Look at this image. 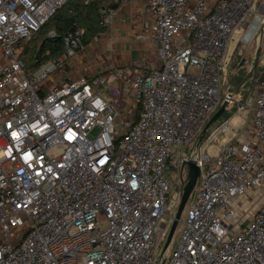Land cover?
<instances>
[{"label": "built area", "instance_id": "obj_1", "mask_svg": "<svg viewBox=\"0 0 264 264\" xmlns=\"http://www.w3.org/2000/svg\"><path fill=\"white\" fill-rule=\"evenodd\" d=\"M68 1L0 0V264H264V70L250 120L215 123L194 142L224 98L233 33L254 40L264 0H139L158 65L53 82L85 49L84 31L62 36L63 53L34 71L23 49ZM230 127L233 140L217 144ZM188 161L200 168L196 193L156 262Z\"/></svg>", "mask_w": 264, "mask_h": 264}, {"label": "crops", "instance_id": "obj_2", "mask_svg": "<svg viewBox=\"0 0 264 264\" xmlns=\"http://www.w3.org/2000/svg\"><path fill=\"white\" fill-rule=\"evenodd\" d=\"M107 15L111 17V23L105 25V32L86 45L77 58L65 61L64 69L53 75V82L64 71L65 79L74 80L80 76L91 78L111 67L128 66L134 60L148 59L158 65V45L140 36L149 29L152 19L139 0L122 1ZM120 30L126 37L120 35ZM116 42L120 43L116 46ZM111 44L114 49L109 47ZM235 117L239 116L233 117L232 124H237L233 123Z\"/></svg>", "mask_w": 264, "mask_h": 264}, {"label": "rangeland", "instance_id": "obj_3", "mask_svg": "<svg viewBox=\"0 0 264 264\" xmlns=\"http://www.w3.org/2000/svg\"><path fill=\"white\" fill-rule=\"evenodd\" d=\"M262 26L259 28L257 33L255 34L254 40L251 43H244L241 38L244 33V29H237L233 33L232 39L228 45V49L226 52V55L223 60V70L221 73L222 77V90H223V100L225 98L232 94L241 84L243 79L247 76L249 71L252 69L256 53H257V48L259 46V38L261 34ZM120 35L122 37H126V33L122 30H120ZM120 42H116L115 45L117 46ZM99 47V46H98ZM109 47H113L114 45L111 44ZM100 48V47H99ZM264 66V34H263V40L261 43V55L259 59V64L256 68V70L253 72V75L251 79L241 88L237 95V100L231 105L230 108H228L224 112V116H222L223 119L217 123H226L230 119H232L234 116H239L242 119L250 120V113H251V106L254 103L255 97L258 93V79H257V74L259 73L258 71L260 70L261 67ZM98 75V74H97ZM96 76V75H95ZM217 125V124H216ZM248 126H245V129H247ZM98 130L96 129L94 132H97ZM232 129L231 127L225 132V133H220L215 137V142L219 145H223L225 143H229L233 140L232 136ZM209 134V133H208ZM198 139V138H197ZM197 139L194 141L197 143ZM206 139V138H205ZM194 144L191 143L188 146L183 149L185 152L189 153L191 149L193 148ZM207 150V153L212 156L215 150L218 149V146L216 144H208L205 148ZM176 173L179 174V170H176ZM166 175L171 179L172 181V186L175 187L176 185V180H174V172L172 171H167ZM186 180V179H185ZM196 193V189H194L190 199L188 202L191 201L193 198L194 194ZM249 197H246L247 199ZM247 199L246 201H249ZM185 207V210L181 216V221L184 220L185 218V213L186 209L188 207ZM170 210V215L172 216L173 214H176V208H175V201L172 202L169 206ZM173 221L170 219L169 216L163 217L160 221V224H165L166 228L160 231V234L157 236L158 238V246L155 250V255H156V262L160 260V257L164 251L167 237H161V233L164 231L169 234L170 227L172 225ZM182 228L181 224H178L177 229L175 231L173 241L178 237L179 232Z\"/></svg>", "mask_w": 264, "mask_h": 264}, {"label": "trees", "instance_id": "obj_4", "mask_svg": "<svg viewBox=\"0 0 264 264\" xmlns=\"http://www.w3.org/2000/svg\"><path fill=\"white\" fill-rule=\"evenodd\" d=\"M118 0H69L41 28L36 36L24 45L23 56L31 70L38 69L43 63L56 59L64 51L62 39L52 40L48 34L54 31L58 37L69 31L81 28L84 31L82 40L85 45L91 43L105 32L102 24L104 17L114 10ZM264 66L260 68L257 79L262 77ZM140 107V106H139ZM224 116V115H222ZM222 117L219 119L221 121Z\"/></svg>", "mask_w": 264, "mask_h": 264}, {"label": "water", "instance_id": "obj_5", "mask_svg": "<svg viewBox=\"0 0 264 264\" xmlns=\"http://www.w3.org/2000/svg\"><path fill=\"white\" fill-rule=\"evenodd\" d=\"M120 3H121V0H119L118 3L115 4L113 8L114 9L118 8ZM263 34H264V25H263V28L261 30V34H260V38H259V46L257 48V53H256V57H255L252 69L249 71L247 76L243 79V81L241 82L239 87L232 94L228 95L225 98V100L217 108V110L215 111V113L213 114L211 119L207 122V124L205 125V127L203 128L202 132L200 133V135L197 139L196 150H198L201 142L205 138V136L208 133V131L210 130V128L215 123H217L219 121V119L222 117V115L224 114V112L228 108H230L231 105H233V103L237 100V95H238L239 91L241 90V88L251 79L253 72L256 70V68L259 64ZM61 38H62L61 36L57 37V39H59V40ZM185 166L187 169V176H186L185 184L183 186L181 200H180L179 206H178L176 214H175V220L173 221V223L170 227V231H169L167 241H166V245L164 248L166 251V254H168L170 249H171L172 240H173L175 231L177 229L178 222H179V220H180V218H181V216L185 210V207L187 206V203H188V201H189V199H190V197H191V195H192V193L196 187L197 180L200 176V168L195 162L188 161V162L184 163V167ZM165 259L166 258H164V261H165ZM162 264H164V263H162Z\"/></svg>", "mask_w": 264, "mask_h": 264}, {"label": "bare ground", "instance_id": "obj_6", "mask_svg": "<svg viewBox=\"0 0 264 264\" xmlns=\"http://www.w3.org/2000/svg\"><path fill=\"white\" fill-rule=\"evenodd\" d=\"M256 27H257V26H256V23H255V24H253L252 29H256ZM249 35H250V34H249ZM249 35H248V36H249ZM235 122H237V124L242 123L241 118H239V117H235L233 123H235Z\"/></svg>", "mask_w": 264, "mask_h": 264}]
</instances>
